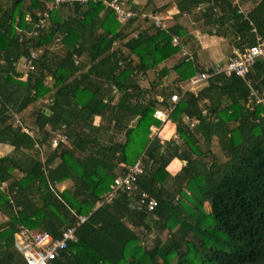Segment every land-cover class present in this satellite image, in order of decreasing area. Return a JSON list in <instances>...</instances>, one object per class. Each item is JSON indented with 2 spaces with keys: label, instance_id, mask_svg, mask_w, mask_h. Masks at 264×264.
<instances>
[{
  "label": "trees",
  "instance_id": "1",
  "mask_svg": "<svg viewBox=\"0 0 264 264\" xmlns=\"http://www.w3.org/2000/svg\"><path fill=\"white\" fill-rule=\"evenodd\" d=\"M118 1L143 12L135 0ZM200 6L203 22L228 30L241 52L256 44L253 26L264 37V0L248 17L232 0L177 1L180 12ZM161 30L140 16L121 22L102 0L57 8L53 0H0V144L11 148L0 155V213L8 219L0 264L25 263L16 246L24 229L60 238L79 216L87 219L77 241L51 264H264V104L255 105L250 88L264 93V58L251 67L249 85L220 73L169 103L172 93L145 84L180 51L153 43ZM187 58L174 67L184 82L205 71ZM158 107H172L177 138L144 159L159 142L150 137ZM109 133L122 140L107 141ZM55 136L65 139L42 159ZM140 157L138 188L158 206L147 212L123 193L97 206ZM175 158L186 164L171 176Z\"/></svg>",
  "mask_w": 264,
  "mask_h": 264
},
{
  "label": "crops",
  "instance_id": "2",
  "mask_svg": "<svg viewBox=\"0 0 264 264\" xmlns=\"http://www.w3.org/2000/svg\"><path fill=\"white\" fill-rule=\"evenodd\" d=\"M177 1L178 0H170V3L165 2L158 4L160 2L156 0H142L143 3L145 2L144 4H142V2L140 4L138 3L139 10H148L149 7H152V9H154V7L161 8V11H157V13L159 16H161L165 27L152 38L153 43L157 47H161L168 42H171L170 40L172 37L178 38V46L180 51L167 61L161 63L156 69L150 71L148 73V81H145L147 87H150L151 85L153 87L155 86L158 91L164 92L166 95L176 93L178 88H180L182 92L187 90L196 93L206 84L205 83L202 86L188 89L189 82L180 80L179 76L174 70V67L179 63L180 60H182V57L185 55L188 56L186 61L192 62L194 68L198 70L202 69L203 71L212 69L218 65H225L235 52H241V48L238 46V43H233V36L227 32L228 30L215 29L214 27L212 28L203 22L201 14H203L204 6H200L202 9L198 7L190 11L180 12L177 7ZM232 1L233 4L237 5V13L248 17L247 15L260 3L261 0ZM261 18H263V13ZM142 21L143 20L140 19V22L138 21L137 23H140L141 27H145L147 24L143 23ZM250 24L253 26L254 22L250 21ZM172 29H176L179 32L174 34L171 32ZM252 34L254 35L256 43L259 38L264 39V37L257 32L255 26H253ZM162 70H165L163 73L164 75L159 78L158 73H160ZM160 96L162 95H159V99H162ZM168 102H171L170 98L168 99ZM157 109H165V107H158ZM155 126L158 127V134L160 136L158 139L159 142H153L150 144L143 152V157L144 153L146 151L149 152L150 149L155 146V144L158 143L161 145L165 141L175 140L177 138L176 124L170 118H168L164 123L160 122V125L156 124ZM106 140L120 141L122 140V137L116 134L112 138L109 133V135L106 137ZM10 151L11 148L9 146L0 144V155H4ZM144 159H147V154H145ZM185 164V161L175 158L167 166V171L171 176H174L185 166ZM168 182V184H170V181ZM67 185V183H63L59 186L61 189H64ZM7 220V217L0 213V225L7 222Z\"/></svg>",
  "mask_w": 264,
  "mask_h": 264
},
{
  "label": "built area",
  "instance_id": "3",
  "mask_svg": "<svg viewBox=\"0 0 264 264\" xmlns=\"http://www.w3.org/2000/svg\"><path fill=\"white\" fill-rule=\"evenodd\" d=\"M54 7L57 8L61 4H72L73 2H78L80 4L86 3L89 0H53ZM99 1V0H91ZM102 3L106 8H112L115 15L121 22H126L130 18L140 16L147 18L152 22L156 27L163 29L164 23L158 13L151 12L145 14L144 12L140 13L138 11H131L124 7L123 2L118 0H102ZM48 13L42 14L40 17L39 25L44 26ZM30 20V18H27ZM171 43L173 45H178V38L172 37ZM34 54L32 57L34 58ZM264 58V39L259 38L257 43L253 46L247 47L243 52H235L233 56L228 60L225 65L215 66L212 70H205L203 72L197 73L189 81V88L202 86L204 85L209 78L220 73L226 75L235 74L246 80L248 85L250 84L247 75L251 67L255 64L258 59ZM23 66L26 68H32L31 59H24ZM251 95L255 96V105L264 104V93L258 94L251 86ZM187 91V90H186ZM186 91H183L181 94L174 93L170 97L172 103H176ZM172 111V107L165 109H156L153 113L155 119L159 120L161 123H164L168 118L169 114ZM151 138L159 139L158 127L155 125L150 126ZM64 136H55L52 138L51 145L56 146L58 140H64ZM144 173V161L139 159L132 166L128 168L127 173L117 176L112 185L110 186V191L105 193L101 200L97 202V206L102 205L105 202H110L114 199L119 193L127 194L128 197H136L137 204L140 207H143L147 212H152L157 206V199L151 196L145 191H140L137 185V180L140 175ZM87 219L86 216H79L76 226L64 230L60 238H54L49 232L46 231H36L32 232L28 229H24L23 232L16 235V246L24 257V264H51L53 260L61 257L62 252L67 248L68 244L71 242H76L77 238L75 236V230L77 227L85 222Z\"/></svg>",
  "mask_w": 264,
  "mask_h": 264
},
{
  "label": "rangeland",
  "instance_id": "4",
  "mask_svg": "<svg viewBox=\"0 0 264 264\" xmlns=\"http://www.w3.org/2000/svg\"><path fill=\"white\" fill-rule=\"evenodd\" d=\"M135 1H137L138 3H141L142 2V0H135ZM152 1H154V0H152ZM156 1H159L160 3H158V4H162V3H165V2H169L170 0H156ZM145 3V2H144ZM143 2H142V4H144ZM151 3V2H150ZM170 3V2H169ZM164 5H166V4H164ZM141 6H143V5H141ZM144 7V6H143ZM55 8V7H54ZM125 8L127 9V8H129L128 6H125ZM155 8V7H154ZM157 9V8H156ZM140 10H142V11H146V12H144L145 14H148V13H151V11H152V7H149L148 8V10L146 9H140ZM141 18H143V17H141ZM160 18H161V16H160ZM162 19V18H161ZM150 24V23H149ZM145 26V25H144ZM135 33H136V31H135ZM131 36V35H130ZM171 41V40H170ZM46 102V101H45ZM31 110V109H30ZM150 137H151V135H150ZM152 139V138H151ZM216 144H217V142H216V140H214L213 141V145H215L214 146V150H215V152L216 153H219L217 150H218V147L216 146ZM51 143L50 142H48V144H46V146L44 147V149H43V157H42V159H45V157H46V155L49 153V151H50V149H51ZM206 209H208V206H206Z\"/></svg>",
  "mask_w": 264,
  "mask_h": 264
},
{
  "label": "water",
  "instance_id": "5",
  "mask_svg": "<svg viewBox=\"0 0 264 264\" xmlns=\"http://www.w3.org/2000/svg\"><path fill=\"white\" fill-rule=\"evenodd\" d=\"M139 119V117H137L136 119H135V121H137ZM135 121H132L131 122V125H130V127H132L134 124H135ZM130 128H128V130H129Z\"/></svg>",
  "mask_w": 264,
  "mask_h": 264
}]
</instances>
